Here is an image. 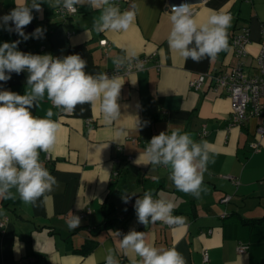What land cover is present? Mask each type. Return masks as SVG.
Instances as JSON below:
<instances>
[{
    "label": "crops",
    "instance_id": "obj_1",
    "mask_svg": "<svg viewBox=\"0 0 264 264\" xmlns=\"http://www.w3.org/2000/svg\"><path fill=\"white\" fill-rule=\"evenodd\" d=\"M23 2L0 0V16ZM111 2L121 12L132 3L138 5L127 31H94L93 18L99 11L87 3L77 5L76 14L57 18L53 14L55 0H44L42 13L33 10L29 25L33 31L37 27L45 30L42 39L24 41L16 33L0 30V44L20 40L18 50L25 53L79 55L87 61L85 71L89 74L112 70L113 58L126 50L134 49L138 58L148 57L143 68L137 66L128 73L122 70L117 76L122 83L117 101L121 116L111 126L103 119L99 101L63 113L45 96L39 108L32 109L34 116L43 118L52 108L55 114L51 119L60 124L53 150L40 153L45 167V155L51 158L48 169L58 186L47 194V200L41 198L38 206L26 204L18 196L0 200V264H104L100 251L109 247L120 264H130L132 254L125 255L119 247L122 236L130 230L145 232L148 242L158 248L176 247L186 264H204L205 251L207 264H264V138L258 152L253 153L250 147L258 139L256 128L262 119L250 118L232 126V100L222 88L215 90L211 78L236 65L230 40L243 27L249 29L250 41L244 71L257 74L255 57L264 46V0ZM184 2L190 3L197 24L206 22L213 12L232 14L229 48L215 60L185 61L169 49L168 9ZM101 41L107 45L102 46ZM200 75L204 81L200 90H195L190 83ZM27 76L26 70L12 73L10 80L0 81V91L23 95ZM137 120L148 123L137 128ZM117 128L124 129L126 135L116 139ZM174 130L208 143L214 163H209L204 173L199 198L179 191L169 179V168L146 164L143 159V143L162 131L170 134ZM148 190L154 199L173 202L172 216L184 222L174 226L163 221L147 226L139 223L135 200ZM226 196L230 197L227 203L222 201ZM81 213L89 214L82 219ZM72 215L81 223L70 230L67 221ZM253 219L261 221L247 223ZM90 242V250L80 251ZM240 243L248 247L245 253L237 252Z\"/></svg>",
    "mask_w": 264,
    "mask_h": 264
},
{
    "label": "clouds",
    "instance_id": "obj_2",
    "mask_svg": "<svg viewBox=\"0 0 264 264\" xmlns=\"http://www.w3.org/2000/svg\"><path fill=\"white\" fill-rule=\"evenodd\" d=\"M43 3L44 0H31L30 3L24 0L9 13L0 16V30L15 32L24 41L42 39L43 28L37 27L28 34L24 29L34 19L33 10L42 13ZM85 3L99 11L92 25L98 33L127 31L138 11V5L132 3L129 9L121 12L111 0H55L54 6L75 12L77 5ZM169 15L171 30L167 38L168 47L185 61L190 59L201 63L205 58L215 60L221 51L228 50V29L233 19L230 15L213 12L206 22L197 24L187 2L171 5ZM20 42L0 44V81L7 82L12 73L20 74L25 70L28 73L23 95L9 90L0 91V200H14L18 196L24 203L38 206V201L41 198L47 200V194L58 186L57 179L41 162L40 153L53 150L60 124L51 119L55 114L52 108L43 118L34 116L32 109L39 108L45 96L53 108L63 113H73L78 105H95L99 101L103 119L111 126L121 116L117 101L122 83L119 77H109L107 73H87V61L79 55L53 57L50 54L25 53L18 50ZM134 61L138 62L134 49L113 58L117 71L131 69ZM147 123L141 124L137 120L136 126L140 128ZM125 135L122 128L114 131L116 139ZM143 159L146 164L169 168V179L174 186L196 198L201 195L208 164L214 163L207 141L197 142L190 133L179 130L154 135L147 143ZM123 198L127 203L128 197ZM134 208L138 222L145 226L156 221L168 224L184 222L183 218L172 216L173 202L154 199L151 190L135 200ZM80 223V218L72 215L67 226L71 230L79 227ZM119 247L125 255L132 254L130 264H186L176 247L158 248L148 242L145 232L130 230L122 236ZM100 255L104 264H120L111 247L101 250Z\"/></svg>",
    "mask_w": 264,
    "mask_h": 264
},
{
    "label": "built area",
    "instance_id": "obj_3",
    "mask_svg": "<svg viewBox=\"0 0 264 264\" xmlns=\"http://www.w3.org/2000/svg\"><path fill=\"white\" fill-rule=\"evenodd\" d=\"M205 2V0H203ZM171 13V7H169ZM77 13L63 9L62 6L55 7L53 14L57 18L66 19ZM232 17V14L227 12ZM264 37V31L261 32ZM249 41V29L243 27L239 34L232 36L230 40V47L238 60V63L225 73H215L211 75L212 82L215 86V90L222 88L225 94L232 100V113H231V125H240L250 118H261L262 121L256 128V135L258 139L250 143L252 152H258L260 149V140L264 138V46H262L255 57V69L256 75H247L244 71V58L247 55V46ZM102 46H106V41H101ZM148 61L147 56L139 57L138 62L134 61L131 69L122 68L119 71L114 67L112 70L106 72L109 77L118 76L123 70L128 73L131 70L136 69L137 66L144 67ZM204 81V75H200L196 80L190 83L191 87L195 90H200ZM52 105V104H51ZM146 147L147 143H143ZM46 168L48 164H51V158L49 155H45L44 158ZM49 171V169H48ZM50 172V171H49ZM264 183V182H262ZM230 197L226 196L222 201L229 202ZM89 212V211H88ZM89 213H81L80 218H85ZM226 214L223 215V217ZM174 226V224H168ZM248 247L244 244H239L236 248L238 253H245ZM202 261L204 264L209 262L207 252L202 253Z\"/></svg>",
    "mask_w": 264,
    "mask_h": 264
},
{
    "label": "trees",
    "instance_id": "obj_4",
    "mask_svg": "<svg viewBox=\"0 0 264 264\" xmlns=\"http://www.w3.org/2000/svg\"><path fill=\"white\" fill-rule=\"evenodd\" d=\"M11 33H15V32H11ZM227 216V214L224 216V217H226ZM259 221H261L260 219H253V220H248V224H258L259 223ZM93 247V243H86L85 245H84V247L80 250V251H87V250H90L91 248Z\"/></svg>",
    "mask_w": 264,
    "mask_h": 264
},
{
    "label": "water",
    "instance_id": "obj_5",
    "mask_svg": "<svg viewBox=\"0 0 264 264\" xmlns=\"http://www.w3.org/2000/svg\"><path fill=\"white\" fill-rule=\"evenodd\" d=\"M33 31L32 25H29V27L25 30L26 33H31Z\"/></svg>",
    "mask_w": 264,
    "mask_h": 264
},
{
    "label": "rangeland",
    "instance_id": "obj_6",
    "mask_svg": "<svg viewBox=\"0 0 264 264\" xmlns=\"http://www.w3.org/2000/svg\"><path fill=\"white\" fill-rule=\"evenodd\" d=\"M235 59H236V64L238 63V60H237V58L235 57Z\"/></svg>",
    "mask_w": 264,
    "mask_h": 264
}]
</instances>
